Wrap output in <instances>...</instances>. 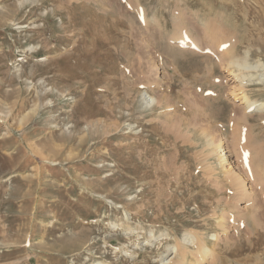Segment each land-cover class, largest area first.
<instances>
[{
	"label": "rangeland",
	"instance_id": "1",
	"mask_svg": "<svg viewBox=\"0 0 264 264\" xmlns=\"http://www.w3.org/2000/svg\"><path fill=\"white\" fill-rule=\"evenodd\" d=\"M219 41L264 63V0H0V264H161L193 234L199 264H264V108Z\"/></svg>",
	"mask_w": 264,
	"mask_h": 264
},
{
	"label": "bare ground",
	"instance_id": "2",
	"mask_svg": "<svg viewBox=\"0 0 264 264\" xmlns=\"http://www.w3.org/2000/svg\"><path fill=\"white\" fill-rule=\"evenodd\" d=\"M136 3H135V6L133 7L135 9H137V4ZM138 10L140 12V9H138ZM140 14H141V12H140ZM144 18H145V15H144ZM140 20H142V19H140ZM208 29H210V28H208ZM204 31L206 32V30H204ZM209 31H212V30L211 29L207 30V32H209ZM211 35H212V33H211ZM184 37L185 38H189L190 41H193L192 39H190V37L185 32H182L178 36H176L174 41L178 42V43H181V44H184V42H183V40H185ZM193 42L196 43L197 41L194 40ZM191 45L188 44V46H191ZM223 45H225V43L223 41H219V43L217 45V48L221 51V53H223L222 59H224L225 65L227 66V68L231 69L230 70L231 71L230 74H233L232 75L233 76L232 80L235 81L237 83V85L239 86L235 98H236L237 101H240V105L243 106V111H244V114H245V118H248L250 116V114H248L247 112H249V111H251L252 109H255V108L256 109H263L264 108V104L263 103L256 104L257 101L256 100H252L251 97H249V95H248V93L246 91V84L247 83H253V82L254 83H257V82L261 83V82H264V63H261L259 60H257L255 65L252 66V65H250V61L248 62L249 52H252V51H249V50L245 49L246 51L244 50L245 51L244 55H241L239 57V56H237V49H236L237 45H236V47L234 46L232 48V50H226L224 48L225 46H223ZM197 46L199 48V45H197ZM230 46H232V45H230ZM193 47H195V46L192 45V48ZM261 51L264 53V48L263 47H262ZM146 96H147L146 98L143 97L144 104L145 105H147V104L149 105L150 103H153L154 99L151 96H148V95H146ZM204 136H205L204 139H205V142H206V144H205L206 148H208V150L210 151V153L208 152L210 155H207V156H211V154L212 155L213 154L214 155L218 154L219 155V161L221 162V164L223 166L224 165L229 166L230 165V161L228 159L227 151H225L224 143L222 142V140L219 139V141L216 143V141H214V139L210 136V134H208L206 132L204 133ZM202 163H203V161H202ZM244 163L245 162H243V164ZM245 166H244V168H245ZM207 167H208L207 165L204 166V168H207ZM230 169L231 170H229V174L227 176L231 175V179L233 180L232 183L235 182V184L237 186L236 190L240 191L242 196H246L248 194V192L243 186L245 180H244V178H242V177H245V176L241 177V175H239L240 173L238 174V173H236V171H233L232 168H230ZM247 171H249V170H247ZM218 224H219V227L224 231L226 225L222 221V219H221V221H219ZM121 225H122V227H124L123 224H121ZM121 225H118V224L114 223V224H112V227H114V228L115 227H119L120 228ZM197 237H196V234L195 235L193 234V235H190V238H187V239L184 238L185 240H183L185 243H189V244L192 245V247H194L192 255L190 254L194 258L193 261L192 260L190 262L186 261L185 257H186V254H187L186 253L187 249L185 250V248L183 247L184 244H182V243H184V242H181V244L176 243V245H174L172 247L171 246L169 247V250H167L168 251L167 256H164V258L161 259V261H162L161 264H199L200 262H202V260H204V256L207 255L208 253H210V250ZM213 237H215V235H213L212 238Z\"/></svg>",
	"mask_w": 264,
	"mask_h": 264
}]
</instances>
